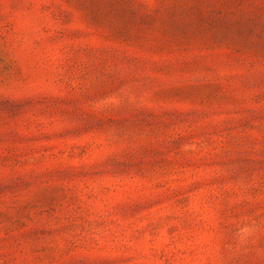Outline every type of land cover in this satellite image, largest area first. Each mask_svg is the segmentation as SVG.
<instances>
[{
  "label": "rangeland",
  "instance_id": "obj_1",
  "mask_svg": "<svg viewBox=\"0 0 264 264\" xmlns=\"http://www.w3.org/2000/svg\"><path fill=\"white\" fill-rule=\"evenodd\" d=\"M0 264H264V0H0Z\"/></svg>",
  "mask_w": 264,
  "mask_h": 264
}]
</instances>
